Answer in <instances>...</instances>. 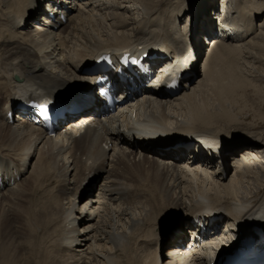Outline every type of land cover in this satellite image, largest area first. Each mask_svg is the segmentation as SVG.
<instances>
[{
  "label": "bare ground",
  "instance_id": "6f19581e",
  "mask_svg": "<svg viewBox=\"0 0 264 264\" xmlns=\"http://www.w3.org/2000/svg\"><path fill=\"white\" fill-rule=\"evenodd\" d=\"M235 1L164 0L160 10L159 0H0V264H212L249 246L248 237L264 243V139L218 133L238 125L226 103L256 88L241 75L239 55L261 51L264 39L250 36L264 0ZM49 13L54 19L42 16ZM164 48L176 70L189 48L195 56L191 79L173 97L155 86L96 123L101 97L88 92L54 138L6 115L18 97L92 90L83 69L95 58ZM176 135L194 142L186 152L207 169L171 167L182 145L151 153L150 143L177 144ZM195 211L203 225L190 221Z\"/></svg>",
  "mask_w": 264,
  "mask_h": 264
},
{
  "label": "rangeland",
  "instance_id": "374dc122",
  "mask_svg": "<svg viewBox=\"0 0 264 264\" xmlns=\"http://www.w3.org/2000/svg\"><path fill=\"white\" fill-rule=\"evenodd\" d=\"M164 0H159V3L156 5L157 9L162 10V8L165 7L164 5ZM193 0H188V4L189 2H191ZM211 3L214 2V0H208ZM235 1V0H234ZM236 3V1H235ZM230 4V2H228V5ZM212 7V5H210ZM216 6V4H215ZM247 7H249V4L246 3ZM209 8L206 13L208 14V12H211L212 8ZM250 8V7H249ZM246 9L245 7H243L241 10ZM248 9V8H247ZM229 11L233 12L234 9L231 8ZM249 13L254 14V11L252 9H248L247 10ZM156 13V12H155ZM130 15L133 17L135 16L134 11H132V13L130 12ZM159 16L161 15H167L164 11L162 13L158 14ZM264 15V12L262 14H260L259 16H256L254 18V21L256 22V24H258L257 27H255L254 31H252L250 36H254L256 33H260V35L264 36V17H262ZM260 19V21H258ZM181 20H184V16L181 17ZM213 20V19H212ZM263 22V24H262ZM260 24H262V26H260ZM260 26V27H259ZM262 32V33H261ZM257 43H259L261 45V51H253L252 52H247L244 53L242 55H239V63H237V67H239V71H241V75L243 77H248L249 79L252 80V83L255 84L256 88H252V87H248L245 92L246 94L244 95V97H239L238 101H237V105L234 106V104H232V106H230L229 101L226 103V107H230V111H233V114L235 116V122L233 123H238V125H236V127H232L230 126V129H222L221 132H218L221 136H229L231 137L232 135H247V133H251L254 137H258L260 136L262 139H264V39L258 40ZM242 49V51L244 50L242 47L240 48ZM258 54H257V53ZM255 65V66H254ZM70 66V65H69ZM242 68V69H241ZM73 74L77 73L75 72V70H72ZM244 72L246 73L244 75ZM193 84V82H192ZM259 90V91H258ZM246 105V106H245ZM235 107V108H234ZM263 132V133H262ZM260 134V135H259ZM185 136V134L183 135V137ZM175 137H180V139H182L183 137H181V135H176ZM179 139V140H180ZM264 149V146H263ZM231 173H228L226 175V179L230 177ZM253 189V188H252ZM247 190H251V189H247ZM256 194H254L255 196ZM252 217H256L255 215H251ZM172 220L169 222L170 223V227H169V231L172 228L173 225V217L171 218ZM167 228L166 230H164V235L168 234ZM238 231V229H237ZM240 234L238 237H235L233 239H231L230 241L232 242L231 244L235 243L234 245H236V243L240 242ZM224 242H226V239L224 238ZM235 247V246H234Z\"/></svg>",
  "mask_w": 264,
  "mask_h": 264
},
{
  "label": "snow or ice",
  "instance_id": "6c2138e0",
  "mask_svg": "<svg viewBox=\"0 0 264 264\" xmlns=\"http://www.w3.org/2000/svg\"><path fill=\"white\" fill-rule=\"evenodd\" d=\"M38 107H43V105H40V106H38Z\"/></svg>",
  "mask_w": 264,
  "mask_h": 264
}]
</instances>
